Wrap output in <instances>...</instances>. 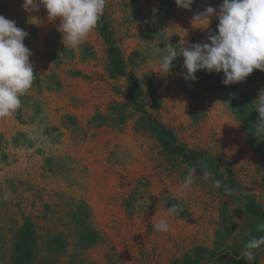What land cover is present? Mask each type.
Returning <instances> with one entry per match:
<instances>
[{"label": "rangeland", "instance_id": "1", "mask_svg": "<svg viewBox=\"0 0 264 264\" xmlns=\"http://www.w3.org/2000/svg\"><path fill=\"white\" fill-rule=\"evenodd\" d=\"M221 3L194 0L186 10L175 0H107L108 27L143 91L134 103L99 27L66 48L46 9L30 13L23 0H0V15L29 34L24 44L36 68L21 108L0 120V264H14L25 219L35 227L34 264H247L249 219L240 199L213 186L222 180L212 170L182 191L189 166L164 152L141 112L215 157L239 194L264 207V136L254 128L264 72L230 85L223 72L185 80L182 56L168 75L156 72L167 44L210 43L218 18L202 29L193 17ZM174 204L179 215L168 212ZM161 218L168 233L154 229ZM253 264H264V249Z\"/></svg>", "mask_w": 264, "mask_h": 264}, {"label": "clouds", "instance_id": "2", "mask_svg": "<svg viewBox=\"0 0 264 264\" xmlns=\"http://www.w3.org/2000/svg\"><path fill=\"white\" fill-rule=\"evenodd\" d=\"M175 3L191 10L194 0H175ZM106 5L107 0H23L22 7L30 13L38 12L41 7L46 9L50 22L59 20L57 31L62 34L64 47L76 49L98 28ZM213 16L219 23L217 33L208 36L210 43H195L179 50L167 44L156 72L168 75L178 56L183 57L185 80L195 81V73L205 70L223 72L222 83L230 85L244 82L254 70L264 72V0H222L218 11L208 6L197 12L193 20L203 29L208 27ZM28 35L15 21L0 15V120L11 118L21 108V98L30 92L36 79L30 61L32 52L24 44ZM254 110L258 113L254 123L255 136H264V91L254 101ZM202 167L206 169L207 166L202 163ZM195 174V167L188 169L182 191L191 189ZM210 176L211 173L204 172L205 180ZM213 186L223 188L226 195L231 194L232 190L220 180H215ZM3 198L7 200L8 195ZM181 211L177 204L168 208L169 214L179 215ZM154 229L162 233L171 230L165 218H161ZM257 231L264 232V223L258 225ZM244 249L247 264H253L256 250L264 249V236L252 237Z\"/></svg>", "mask_w": 264, "mask_h": 264}, {"label": "trees", "instance_id": "3", "mask_svg": "<svg viewBox=\"0 0 264 264\" xmlns=\"http://www.w3.org/2000/svg\"><path fill=\"white\" fill-rule=\"evenodd\" d=\"M98 27L101 36L109 45V52L112 56V71L115 73V75L126 77L131 87L129 99L132 102L137 103L138 96H142L143 91L140 85L127 71L121 50L117 46L116 39L108 27L105 16L102 17ZM141 112L146 118L145 127L156 133L159 143L166 154L181 157L189 166V168H196L197 174H203L205 171L212 170V174L218 176L222 180L223 184L232 190L230 194L231 197L240 199L242 208L249 219V232L246 236L242 237L244 243L246 244L254 236H264V232L257 231L258 225L264 223V207L260 202L257 201L256 197L246 194H239V183L235 178H233L232 175L229 177V179L224 177V173L221 170L222 164L215 157L211 156L207 152L195 150L181 143L178 140L176 134L170 128L149 114V112L144 107L141 108ZM202 163L206 164V169L202 167ZM35 242L36 238L34 224L31 220L25 219L24 223L19 229L15 241L14 264H34Z\"/></svg>", "mask_w": 264, "mask_h": 264}, {"label": "crops", "instance_id": "4", "mask_svg": "<svg viewBox=\"0 0 264 264\" xmlns=\"http://www.w3.org/2000/svg\"><path fill=\"white\" fill-rule=\"evenodd\" d=\"M34 62V61H32ZM35 64V63H34ZM34 66V65H33ZM38 69H40V67H38ZM33 70H36V68L34 67ZM10 128L7 127L6 131H8Z\"/></svg>", "mask_w": 264, "mask_h": 264}]
</instances>
